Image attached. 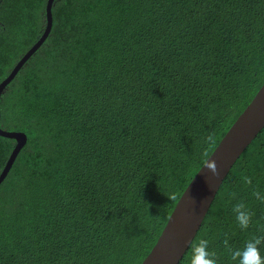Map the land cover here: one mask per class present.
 I'll list each match as a JSON object with an SVG mask.
<instances>
[{
	"label": "trees",
	"instance_id": "trees-1",
	"mask_svg": "<svg viewBox=\"0 0 264 264\" xmlns=\"http://www.w3.org/2000/svg\"><path fill=\"white\" fill-rule=\"evenodd\" d=\"M46 1L0 0V82L41 37ZM263 83L264 0H55L46 41L0 97V128L27 139L0 184V264H141L203 139L216 132L209 157ZM14 145L0 136V173ZM253 188L264 194V128L193 239L218 264H232L225 235L234 248L264 235Z\"/></svg>",
	"mask_w": 264,
	"mask_h": 264
},
{
	"label": "water",
	"instance_id": "water-1",
	"mask_svg": "<svg viewBox=\"0 0 264 264\" xmlns=\"http://www.w3.org/2000/svg\"><path fill=\"white\" fill-rule=\"evenodd\" d=\"M54 1H46V23L41 37L20 58L8 76L0 82V97L24 64L46 41L52 28ZM263 128L264 83L209 156L210 159L216 161L220 175L213 176L207 168H204V164L201 166L179 198L155 245L141 264L179 263L197 234L222 182L240 155ZM0 136L14 140L15 143L0 173L1 184L27 139L23 132L6 131L1 128Z\"/></svg>",
	"mask_w": 264,
	"mask_h": 264
},
{
	"label": "clouds",
	"instance_id": "clouds-1",
	"mask_svg": "<svg viewBox=\"0 0 264 264\" xmlns=\"http://www.w3.org/2000/svg\"><path fill=\"white\" fill-rule=\"evenodd\" d=\"M217 135L215 131H210L203 139L204 148L201 152L204 168H207L213 176L220 175L217 163L208 157V150L216 144ZM203 168V169H204ZM242 183L252 187L253 179L250 176L243 175ZM252 195L264 203V194H261L258 188H253ZM233 199L236 193H232ZM175 199V196L171 197ZM235 220L242 231H247L252 226L254 213L243 201H239L232 206ZM225 251L228 253L232 264H264V254L261 248L264 247V235L253 236L247 240L242 248H234L230 245L227 235L222 241ZM191 256L189 264H218V255L216 251L210 250V241L206 238H197L190 244Z\"/></svg>",
	"mask_w": 264,
	"mask_h": 264
}]
</instances>
